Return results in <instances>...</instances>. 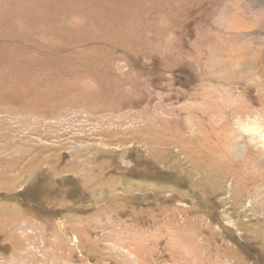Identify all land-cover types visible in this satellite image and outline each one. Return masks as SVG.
<instances>
[{
  "label": "rangeland",
  "instance_id": "1",
  "mask_svg": "<svg viewBox=\"0 0 264 264\" xmlns=\"http://www.w3.org/2000/svg\"><path fill=\"white\" fill-rule=\"evenodd\" d=\"M0 264H264V0H0Z\"/></svg>",
  "mask_w": 264,
  "mask_h": 264
}]
</instances>
